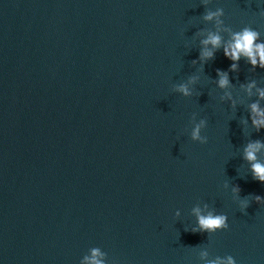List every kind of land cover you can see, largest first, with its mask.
I'll use <instances>...</instances> for the list:
<instances>
[{"label": "water", "instance_id": "water-1", "mask_svg": "<svg viewBox=\"0 0 264 264\" xmlns=\"http://www.w3.org/2000/svg\"><path fill=\"white\" fill-rule=\"evenodd\" d=\"M216 7L264 39L258 0ZM205 10L202 0H0V264H79L93 246L110 264H202L195 246L264 264V204L243 214L222 188L264 197L242 158L264 129L241 123L256 97L240 88L264 87V69L241 59L229 72L236 108L221 101L216 70L231 61L218 50L203 72L191 63L213 27ZM193 74L191 97L172 91ZM194 113L208 122L206 144L190 139ZM202 202L228 230L184 231Z\"/></svg>", "mask_w": 264, "mask_h": 264}, {"label": "clouds", "instance_id": "clouds-1", "mask_svg": "<svg viewBox=\"0 0 264 264\" xmlns=\"http://www.w3.org/2000/svg\"><path fill=\"white\" fill-rule=\"evenodd\" d=\"M209 3H211V0H202V4L206 10L201 15V19L206 23H210L213 27L206 32L203 29L200 31L199 35H201V39L199 40L198 57L193 59L191 63L193 65L199 64L197 73L203 72L204 65L215 58L218 50H222L224 57L230 60L231 63L228 71L216 70L214 82L216 88L222 90L220 100L228 101L231 108L235 109L237 98L233 97L231 91L233 85L229 78V72L238 70L241 59L251 65L252 70H255L257 67L264 69V39H262V31L250 25H244L239 30H234L225 23L224 9L222 7H216L215 9L207 8ZM258 4L264 5V0H258ZM258 15L264 17V9H259ZM223 34H227V38ZM198 81V74L190 75L185 82L173 84L172 91L179 93L183 97H191L194 94ZM240 88L243 89L248 97H256L248 105V118L242 119L241 123L247 127L250 120L251 126L259 132L261 129H264V106H261L260 103V101L264 100V87H260L256 80H249L246 83H241ZM191 120L190 139L200 144H206L208 137L202 135V130L207 127V120L205 118L197 119L195 113L192 114ZM261 152H264V141L260 139L249 140L243 146L242 158L248 162L252 179L264 183V160L260 159ZM222 188L230 192L240 212L243 214H247L246 209L252 200L258 204H264V197L260 195L249 194L248 196L241 197V189L238 185H230L227 181H224ZM191 213L195 217V223L191 227H184L185 232L207 233L208 238H210L219 231L229 229L228 216L218 213L207 202L194 205ZM181 215V210H175V218H179ZM192 248L196 249L199 261L202 264H237L236 258L230 254L224 256L216 255L209 258V251L206 247L197 248L195 246ZM79 264H110V262L108 254L101 247L93 246L88 248L87 252L82 255L79 259Z\"/></svg>", "mask_w": 264, "mask_h": 264}]
</instances>
